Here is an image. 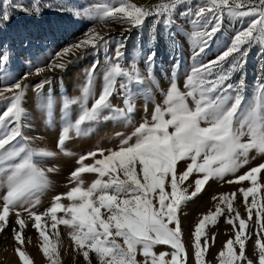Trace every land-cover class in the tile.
<instances>
[{"label": "snow or ice", "instance_id": "6c2138e0", "mask_svg": "<svg viewBox=\"0 0 264 264\" xmlns=\"http://www.w3.org/2000/svg\"><path fill=\"white\" fill-rule=\"evenodd\" d=\"M180 4L189 5L181 15L191 17L192 24L197 27L193 33L196 38L193 60L206 51L221 30L225 15L251 19L215 60L193 64L184 83L187 91H180L173 79L165 94L164 107L156 106L151 121L145 119L130 136L120 141L115 150H107L106 154V150L99 149L80 156L78 167L69 174V180L75 186L55 196L43 213L32 209L40 203L39 194L49 183L47 173L57 169L44 168L35 158L51 157L56 153L28 148L25 143L28 137L22 130V119L28 85L23 80L32 73H25L15 82L0 87V100L7 104L0 112V187L6 189L0 193V232L8 227L10 212H15L18 228H12V232L21 245L16 252L22 264H29V257L22 247L23 230L27 225L17 210L20 208L34 221L33 227L44 241L42 251L51 264H56L53 255L58 254L55 245L52 246L53 254H50L46 230L49 227L55 229L58 224L72 229L71 239L87 264H92L90 253L95 254L98 264H187L188 254L181 239L183 233L178 215L182 202L199 194L210 177L223 179L226 174L235 173L247 165L250 152L255 151L264 157V79L259 82L253 102L247 107L244 106V75L235 83L229 82L234 72H242L251 45L257 41L264 44V0H200L195 10L191 7L192 0H169L154 8L116 0V3L97 4L92 15L102 22L110 20L138 27L146 17L155 14L156 23L167 26L172 23L173 12ZM7 19L5 11L3 20ZM107 42L93 29L85 39L65 47L57 56L74 55L89 46L96 48ZM123 46V43L117 46L116 63L105 74L103 90L90 108L86 106L89 89L84 88L82 114L74 124L63 128L57 142L61 152L70 131L74 129L79 135L85 122L116 117L130 119L134 111L130 84L133 80L143 83V78L135 64L130 69L119 64ZM154 56L152 53L147 57L146 63L150 66ZM9 59V55L0 52V61L3 62L0 68ZM68 62L62 59L58 64L50 62L47 67L63 70ZM226 63L228 67H225ZM98 66L97 62L89 71V83ZM42 71L43 68L36 69L37 74ZM117 76L126 78V82L120 83L123 108L114 107L110 99L116 92ZM49 83L50 80H41L35 86L37 95ZM76 102L65 101V108ZM105 110L112 115H104ZM87 159L91 163L85 164ZM178 161L190 162L178 173ZM262 170L264 163L227 181L249 182L250 186L239 189L246 216L232 206L231 200L237 193H223L219 200L224 207L217 205L215 212L209 211L197 223L192 232L195 264H204L203 258L209 247L206 226L215 224L218 216L225 215V208V222L232 226L235 234L217 254L218 264H264V184L259 183ZM193 172L203 175L195 180V189L189 193L182 185ZM83 173L95 174V179L87 187L81 178ZM62 198L69 203L61 204ZM58 212H63L64 216L58 217ZM42 217H49L51 225L42 224ZM250 224L256 229L253 242L256 261L245 252L246 243L253 234ZM212 240H215L214 236ZM156 245L170 246L171 251L157 253L154 251Z\"/></svg>", "mask_w": 264, "mask_h": 264}, {"label": "rangeland", "instance_id": "374dc122", "mask_svg": "<svg viewBox=\"0 0 264 264\" xmlns=\"http://www.w3.org/2000/svg\"><path fill=\"white\" fill-rule=\"evenodd\" d=\"M104 2L116 3V0H8L7 3L5 0H0V52L10 57L5 66L0 68V87L15 82L25 73H32L23 80V83L28 85L23 100L25 116L22 119V130L28 137L25 143L28 148L56 153L51 157L35 158L42 167L57 169L55 172L47 173L49 183L39 194L40 203L32 209L37 213H43L51 206L55 196L66 193L70 187L75 186L74 182H70L69 174L78 167L77 161L80 156L99 149L106 150V154L107 150H115L120 141L130 136L145 119L151 121V113L156 106L164 107L165 94L173 79L180 91H187L184 83L191 73L193 64L215 60L229 45L233 36L248 26L251 19L225 15L221 30L216 33L206 51L193 60V53L196 50V38L193 33L197 31V27L192 24L191 17L181 15L189 5H177L173 12L172 23L167 26L156 23L157 17L153 14L146 17L141 26L131 27L110 20L102 22L94 17L93 9L97 4ZM128 2L154 8L169 0H128ZM199 2L200 0H192L193 10ZM5 11L8 16L6 21L3 20ZM93 29L108 42L101 43L96 48L89 46L74 55L57 56V53L65 47L85 39ZM121 43L124 46L120 49L123 56L119 59V64L126 69H130L135 64L143 78V83L133 80L130 84L134 108L130 119L116 117L98 122H85L81 125L82 131L79 135L74 129L70 131L69 138L65 140L64 151L61 152L57 142L63 128L70 123L74 124L82 114V104H85L84 88L89 89L86 106L90 108L94 99L103 90L105 74L116 63L115 50ZM152 53L155 56L150 66L146 61ZM62 59L69 61L63 70L47 67L50 62L58 64ZM228 59L230 61L231 57ZM97 62L99 66L92 74L89 83V71ZM225 67H228L227 63ZM38 68H43L44 71L37 74ZM242 74L246 84L244 106L247 107L253 102L259 82L264 79V44L257 41L251 45L242 72H234L229 82H237ZM45 79L50 80L51 83L46 84L37 95L35 86ZM115 79L116 92L110 98L111 103L114 107L123 108L125 105L120 83L126 82V78L117 76ZM72 100L77 102L68 104L65 108V101ZM6 107V102L0 100V112ZM104 115L111 116L112 113L105 110ZM189 162L178 161L177 172L183 171ZM84 163H91V160L87 159ZM262 163L264 157L252 151L249 153L247 165L235 173L226 174L223 179L210 177L199 194L182 202L178 215L183 233L181 239L188 254L187 264H195L192 247V232L195 226L209 211L215 212L217 205L224 207L219 200L220 194L237 193L231 200L232 206L242 216L247 215L239 189L250 186L249 182L228 183L227 181L234 180L249 168ZM202 175L193 172L182 187L187 188L191 193L195 189V180L202 178ZM81 178L84 186L87 187L95 179V174L83 173ZM259 183L264 184V170L259 174ZM5 190L0 187V193ZM60 202L64 205L69 203L66 198H62ZM17 210L20 211L27 225L23 230L22 247L29 257V264H51L42 251L44 241L33 227L34 221L22 208ZM232 215L234 216L235 213ZM57 216L63 217L64 213L58 212ZM226 217L225 208V215L218 216L215 224L209 223L206 226L209 247L203 258L204 264H218L217 254L225 242L235 234L232 226L225 222ZM15 220V212H10L9 225L0 232V264H22L16 252L21 245L14 239L12 232V228H18ZM45 222L48 225L52 223L49 217H42L41 223ZM250 228L253 234L246 243L245 252L250 259L256 261L253 244L256 229L251 224ZM71 232L72 229L63 224H58L55 229L47 228L46 235L49 237L47 245L50 254H53L52 246L55 245V253L58 255H53V258L56 259V264H87L82 252L76 248L71 239ZM154 251L168 252L171 248L167 245H156ZM89 258L92 264H98L94 253H90ZM138 258L142 259V257Z\"/></svg>", "mask_w": 264, "mask_h": 264}]
</instances>
